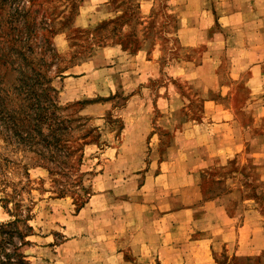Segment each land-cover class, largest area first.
I'll use <instances>...</instances> for the list:
<instances>
[{
  "label": "rangeland",
  "instance_id": "rangeland-1",
  "mask_svg": "<svg viewBox=\"0 0 264 264\" xmlns=\"http://www.w3.org/2000/svg\"><path fill=\"white\" fill-rule=\"evenodd\" d=\"M198 14L209 21V31L212 15L223 16L222 37L213 46L221 49L218 59L208 56L211 38L200 42L192 35L188 42L178 34L182 17L190 28ZM243 44V57L249 51L257 55L253 68L263 81L254 82L253 94L244 84L246 75L232 90L210 89L213 80L198 76V67H217L218 79L228 84L226 70L242 57ZM150 66L155 76L140 82L138 70ZM208 98L225 109L232 100L242 120L250 112L264 117V0H0V102L4 99V109L21 127L32 129L29 120L39 118L42 136L50 134L53 118L63 122L57 146H47L42 136L20 140L4 128L8 115L0 105V223L18 221L24 232L20 252L28 264H101L102 244L116 225L99 210L81 213L94 192L93 180L106 171L113 205L124 198L139 181L132 171L141 162L139 155L119 154L124 133L131 138L146 113L153 118L145 124L155 125L157 114H166L160 109L167 100H173L169 112L200 119ZM32 103L42 107L38 115ZM263 119L253 120L254 133L263 130ZM234 172V196L252 201L264 227V180L255 166L240 170L234 160L221 175ZM179 256L190 261L179 253L168 264H178ZM209 260L264 264V248L247 254L212 246Z\"/></svg>",
  "mask_w": 264,
  "mask_h": 264
},
{
  "label": "crops",
  "instance_id": "crops-1",
  "mask_svg": "<svg viewBox=\"0 0 264 264\" xmlns=\"http://www.w3.org/2000/svg\"><path fill=\"white\" fill-rule=\"evenodd\" d=\"M234 13L241 17V13ZM212 17L213 30L210 31L205 15L198 14L195 27L192 24L190 28L188 20L182 17L178 34L188 42L192 35H196L200 42L211 38L212 49L208 56L218 59L221 49L213 46L220 43L223 16L220 19ZM240 51L242 59L237 56L226 70L230 78L228 84L218 79L219 69L210 64L198 67V76L213 80L210 89L232 90L246 75L244 84L253 94L254 82L257 79L263 81L262 73L253 68L255 60L252 58L257 55L248 50L250 54L247 56L245 52L243 57L247 51L245 44ZM207 61L204 59L203 62ZM217 62L213 60V64ZM143 70H138L140 82L155 76L152 66ZM172 104L173 100H167L165 109L159 108L166 114H157L153 120L155 125L150 127L145 123L152 122L153 116L146 113L143 126L133 129L132 140L129 132L123 135L124 144L119 154L139 155L141 159L138 165H133L132 174L139 181L131 192L126 189L122 193L125 197L118 198L113 205L114 200L108 191L109 174L103 171L92 182L94 192L81 213L99 210L103 216L110 214L116 225L109 232L113 236L107 237V242L102 244L106 254L100 253L101 264L113 261L116 264H157V258L168 264L169 259L176 260L179 253L190 261L185 262L179 256L178 264H208L212 246H231L247 254L264 248L260 212L248 198L234 196L232 186L236 184V172L232 176L221 175L228 162L234 160L240 170L248 164L255 166L264 180V128L256 134L252 124L253 120L256 122L264 117L250 112L244 120L240 119L232 100L226 109L213 98L204 100L205 113L200 119L169 112ZM246 105L252 109V97ZM109 165L108 162L107 167ZM100 183L103 185L99 194ZM126 255L132 260L126 259Z\"/></svg>",
  "mask_w": 264,
  "mask_h": 264
},
{
  "label": "trees",
  "instance_id": "trees-1",
  "mask_svg": "<svg viewBox=\"0 0 264 264\" xmlns=\"http://www.w3.org/2000/svg\"><path fill=\"white\" fill-rule=\"evenodd\" d=\"M0 105L3 108L2 112L8 115L6 118H3V126L9 131L11 130L15 137L20 140L33 142L37 141L39 136H42L41 132L43 126L35 124L37 121H40L39 118L35 121L29 120L32 129L21 127L19 123H14L16 120L15 115L4 109V99L1 100ZM31 109L38 115L40 110H42V107L39 103H32ZM59 125H63V122H56V119L54 118L47 125V128L50 129L48 132L50 134L42 136L47 146L51 145L50 142L53 143V146H57L56 140L59 141V138L62 135ZM64 128H66V126ZM63 195V193L60 194V196ZM85 203L86 201L84 204ZM3 209L4 211L6 210L5 208ZM6 213L12 216L10 211H6ZM17 222V220H13L6 223H0V264H28L25 256L20 252V247L24 244V232L19 230ZM24 229L25 233L31 231V228L26 223ZM15 237L18 239V243L15 242Z\"/></svg>",
  "mask_w": 264,
  "mask_h": 264
}]
</instances>
